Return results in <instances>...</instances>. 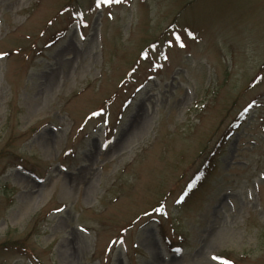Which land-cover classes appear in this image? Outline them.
<instances>
[{"label": "rangeland", "instance_id": "obj_1", "mask_svg": "<svg viewBox=\"0 0 264 264\" xmlns=\"http://www.w3.org/2000/svg\"><path fill=\"white\" fill-rule=\"evenodd\" d=\"M0 264H264V0H0Z\"/></svg>", "mask_w": 264, "mask_h": 264}, {"label": "snow or ice", "instance_id": "obj_2", "mask_svg": "<svg viewBox=\"0 0 264 264\" xmlns=\"http://www.w3.org/2000/svg\"><path fill=\"white\" fill-rule=\"evenodd\" d=\"M108 2H110V0H108Z\"/></svg>", "mask_w": 264, "mask_h": 264}]
</instances>
